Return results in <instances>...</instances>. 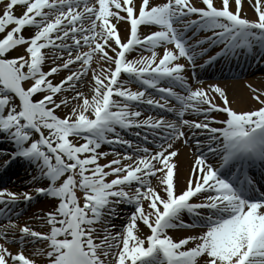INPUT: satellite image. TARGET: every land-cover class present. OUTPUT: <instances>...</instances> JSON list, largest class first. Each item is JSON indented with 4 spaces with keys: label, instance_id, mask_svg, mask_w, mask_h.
<instances>
[{
    "label": "snow or ice",
    "instance_id": "snow-or-ice-1",
    "mask_svg": "<svg viewBox=\"0 0 264 264\" xmlns=\"http://www.w3.org/2000/svg\"><path fill=\"white\" fill-rule=\"evenodd\" d=\"M247 3L255 19L243 0H0V144L12 146L0 150V171L20 161L33 168L28 191L0 189L8 221L0 225V264H264V183L251 174L259 168L264 177V91L249 85L259 106L238 111L222 87L193 90L186 75L216 47L200 68L264 60V0ZM132 52L139 58L128 59ZM147 89L160 98L146 97ZM140 104L176 120L145 116ZM134 129L137 138L139 130L157 138L156 150L121 134ZM189 133L198 154L180 187L176 145H188ZM105 144L126 151H100ZM37 196L54 205L38 217L47 232L12 221L16 205ZM123 205L132 211L122 216ZM196 228L204 231L169 235Z\"/></svg>",
    "mask_w": 264,
    "mask_h": 264
},
{
    "label": "bare ground",
    "instance_id": "bare-ground-1",
    "mask_svg": "<svg viewBox=\"0 0 264 264\" xmlns=\"http://www.w3.org/2000/svg\"><path fill=\"white\" fill-rule=\"evenodd\" d=\"M234 10V8H233ZM249 11V4L247 3V0H243V12L248 13ZM246 13V14H247ZM251 14V15H250ZM248 18L255 19V15L253 12H249L247 14ZM119 29L124 31V34H122L123 37L127 36V32L125 29L127 28L126 24H120ZM162 52V50H161ZM150 56V55H146ZM138 59V58H137ZM183 63V62H180ZM49 65V64H47ZM50 66V65H49ZM223 69H219L218 71L211 72L209 75L210 78H212V82L210 83H203L202 85L198 87H205L207 88L209 85H218L223 88V90L226 92L229 101L231 102V107L238 111L243 110H249V109H255L259 105L258 103L252 99V92L249 85H251L254 88H257L259 90L264 91V65L262 66V60L256 61V59L252 58L250 65L248 68H243L240 72L235 70L234 73H231V69L228 72L221 71ZM62 75H67V72H63ZM232 76V78H230ZM59 76L56 77V79ZM202 77H208V74H203ZM238 77H241V80H237ZM88 79V77H87ZM89 80V79H88ZM87 91V89H85ZM195 90V89H194ZM66 95L71 98L72 93H66ZM82 102V101H81ZM217 102L222 104V101L217 96ZM73 106H75L73 104ZM69 111L68 109L65 110H57V115L64 117L66 112ZM177 148L179 149V156L177 158H174V162L178 164L179 171H180V187L184 186V180L189 177V173L191 171V167L194 163V160L192 158L191 152H197L196 149H190L185 148L182 143L179 141L177 142ZM111 159V157H110ZM18 164H23L22 161L18 162ZM33 171V170H32ZM18 181H16L13 184V187L18 190H29V184L28 181L31 179V177H28L27 175H23L20 177ZM156 181L154 182L153 186H155ZM54 205L51 201V198L46 199L42 202V200H38L37 203L32 206L31 210L26 216H21L16 218L15 220H12L14 223H16L19 227H23L25 224H28L33 228L34 223L31 221V218H35L38 216H44L45 213L51 211L53 209ZM19 210V209H18ZM16 210L15 212H17ZM8 221H1L0 225L6 224ZM45 223V222H44ZM117 224L120 223L118 220L116 222ZM35 228V227H34ZM33 228V229H34ZM46 230V229H45ZM49 229L47 228L46 232ZM18 235V229L13 230ZM145 232V231H144ZM197 234L195 232L188 233V232H177L172 233L171 235L174 238H182L184 236ZM198 235V234H197ZM0 243H3V240L0 241ZM14 254L17 252L16 249L19 250L18 245H7ZM45 245L43 243L38 242L35 247H44ZM26 255L29 254V252L26 251Z\"/></svg>",
    "mask_w": 264,
    "mask_h": 264
}]
</instances>
